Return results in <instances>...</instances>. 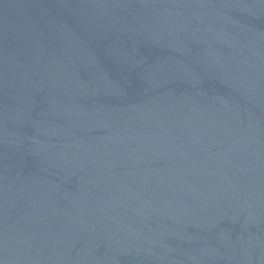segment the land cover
Instances as JSON below:
<instances>
[{
  "label": "water",
  "instance_id": "1",
  "mask_svg": "<svg viewBox=\"0 0 264 264\" xmlns=\"http://www.w3.org/2000/svg\"><path fill=\"white\" fill-rule=\"evenodd\" d=\"M0 264H264V0H0Z\"/></svg>",
  "mask_w": 264,
  "mask_h": 264
}]
</instances>
